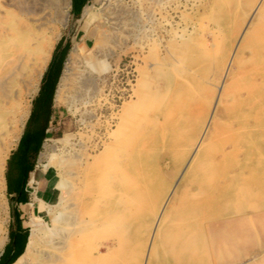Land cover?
Masks as SVG:
<instances>
[{"label": "rangeland", "instance_id": "374dc122", "mask_svg": "<svg viewBox=\"0 0 264 264\" xmlns=\"http://www.w3.org/2000/svg\"><path fill=\"white\" fill-rule=\"evenodd\" d=\"M166 1L163 27L174 28V38L164 32L145 59L134 57L132 48L125 49L130 45L126 32L145 19V11H140L136 0L67 1L66 25L57 29L60 34L53 49L58 42L57 51L68 43L62 69L73 45L83 46L84 53L70 75L67 99L72 106L69 109L52 103L41 144L70 134L79 158L75 164L79 172L83 169L81 148L90 127L98 132L95 124L101 114L109 116L110 107H120L134 89L138 90L139 101L124 115L130 116L131 129L124 146L135 154L126 158L123 151H118L113 178L100 174L83 187L91 198L76 201L80 203V217L86 223L83 235L87 237L75 239L74 249L70 240L71 247L65 250L66 264H75L70 259L75 253L72 260L78 254V258H83V262L77 259L78 264H138L147 248L153 215L171 190L177 200L156 232L152 264H264V17L259 21L258 36L249 39V52L231 80L208 144L193 175L186 180L190 145L211 109L227 47H233L247 29L255 1ZM86 14L93 16L92 21L84 19ZM157 23L158 20L156 27ZM233 35L236 37L232 40ZM164 45L175 53L161 55ZM145 66L148 67L142 75L143 83L137 86L136 67L142 71ZM41 77L30 97L29 113ZM18 140L9 150L3 177ZM41 144L38 152L29 156L38 170L42 169L37 160ZM44 173V183L48 188L54 186L51 191L55 201L57 171L49 166ZM2 193L0 226L5 242L9 223L5 179ZM43 219L50 225L49 216ZM57 221L53 240L66 228L64 220ZM90 223H95L96 229ZM27 226L29 231V218ZM49 245L45 241L29 264H50L43 257V252L50 253ZM108 246L110 250L114 246L113 250H105ZM95 247L101 254L97 257L93 255Z\"/></svg>", "mask_w": 264, "mask_h": 264}, {"label": "bare ground", "instance_id": "6f19581e", "mask_svg": "<svg viewBox=\"0 0 264 264\" xmlns=\"http://www.w3.org/2000/svg\"><path fill=\"white\" fill-rule=\"evenodd\" d=\"M67 1L68 0H0V199L3 196V169L6 158L9 150L12 149V146L18 140L24 122L28 116L30 97L32 93L37 90L39 79L43 70H45L54 43H56L55 40L58 38V34H60L57 29L66 25L65 21L67 17H65V9L66 6H68ZM100 1L101 0H93V2L97 3ZM253 1H255L251 8L253 13L252 17L249 16L250 21L247 29L239 36L233 47L229 44L226 56H223L224 58L222 57L224 60H221L222 65L220 64V85H216L214 88L216 91L214 101L211 103V109L200 124V132L196 140H193L194 143L190 145L192 146V150L188 148L191 150V154H189V159L187 163H185L187 167L184 174L186 180L193 175L194 167L201 158L203 149L208 144L207 142L220 118L219 112L227 99L231 80L234 74L240 69L241 59L249 52L250 47L249 45L247 46L249 39L258 36L259 21L264 17V0ZM136 3L140 11H145V14H143L145 15V19H143L144 17L141 18L139 23H135L133 27L126 32L125 38L130 40V45H127L125 49L132 48L134 57L137 58L138 56L145 59L150 55L156 45V41L162 34L165 32L166 34H170L171 38H174L175 29L172 27H170V29L163 27V24L166 22V0H136ZM155 11L159 12L158 19H155ZM156 16H158V14ZM92 18V15L87 14L84 17L85 20L90 21H92ZM157 20L158 27L155 25ZM101 32H103V30ZM235 37L236 35H233L232 40ZM262 49H264V47ZM222 51H224L223 48ZM172 52L173 54L175 53L171 51L170 47L164 45L161 55L170 54ZM83 53V46L77 44L72 46L56 86L54 102L63 104L69 109L72 106L70 104L71 102L69 103L67 99L70 75H72V70L78 58L83 55ZM146 67L148 66H145L142 71L139 67H136L138 73V78L136 79L137 86L143 83L142 75L143 72L146 74V71H144ZM164 77L166 81L169 80L167 74L164 75ZM167 86L168 84L166 87ZM137 91V89H134L130 97H128V101L124 100L120 107L111 106L109 116H105L103 113L101 114L102 117L98 119L95 124L98 132L95 133L93 127H90V134L87 136L81 148L83 156V169L81 171L76 172L78 170L75 169L76 160H79V158L75 154L76 148L70 134L63 135L58 140H46L43 143L38 157V163H40L42 170L52 166L57 171L58 182L55 189L58 190V195L52 203H46L38 199V213L30 215L29 217L30 229L28 231L24 251L13 264H29L30 261L36 257L37 253L40 252V247L45 241L50 242V253L44 255L45 253L43 252V257L47 258L50 264L67 263L65 250H67V248L69 249L71 244L73 246L71 249H74L73 244H76L77 240L84 236L83 232L86 223L85 220L80 217V203L76 201V199H89L91 197L86 195V192L83 191V187L91 183L100 174H105L107 177L113 178V165L116 163L115 157H117L116 153L118 151H123L122 153L126 158L135 154L132 149L124 145L128 139L129 132H131L129 126L130 116L127 118L125 116L128 115L126 112L134 108L137 103ZM244 101L245 100H242V102ZM258 117L260 116L258 115ZM137 131H139V129ZM119 135H122L124 138L119 140L117 138ZM224 136L226 137V135ZM232 138L233 137L230 139ZM56 145L59 147L58 150ZM59 152L63 153V155L58 154ZM187 153L185 154L187 155ZM115 172L117 171L115 170ZM173 194L174 192L171 190L170 194L167 195L165 199H162L158 205L153 215L154 223L148 239L147 248L142 260L138 264H152L151 253L154 247L156 232L161 227L169 209L175 205L177 200L173 199ZM33 196L35 198V195ZM46 215L50 218V225L43 219ZM60 218L64 220L66 228H64V233L61 236H56L53 240L54 235L57 233L56 222H58L57 220ZM90 226L95 228L96 224L90 223ZM2 232L3 230L0 226V248L5 238L4 235H1ZM75 239H77L76 242H73ZM70 240L72 243L68 246V243L71 242ZM113 247H111V250H113ZM77 249L78 248H76V250ZM105 250H110L109 246ZM73 252L76 251L72 250V253ZM94 252L93 255L96 257L98 254L101 255L98 247L94 248ZM78 255V257L81 256L80 254ZM74 256L76 257L77 254H71L72 258L70 259L75 262V264L80 263V261L77 262V259H83L77 257L74 261L72 260ZM39 264H43V262L40 261Z\"/></svg>", "mask_w": 264, "mask_h": 264}, {"label": "trees", "instance_id": "16d2710c", "mask_svg": "<svg viewBox=\"0 0 264 264\" xmlns=\"http://www.w3.org/2000/svg\"><path fill=\"white\" fill-rule=\"evenodd\" d=\"M58 44L59 42L57 45ZM57 45L54 47L50 60L42 74L37 95L32 101V108L25 122L22 134L19 137L17 146L7 159V170L4 176L7 189L9 170L11 168L15 169V178L17 182L23 186L27 172L31 169L29 156L31 154L35 155L38 152L41 141L46 136V122L51 113L55 89L62 71V61L68 48V43H65L59 51H57ZM24 240H26V235H24ZM18 254L19 253H13L6 258L2 253L0 255V264H12Z\"/></svg>", "mask_w": 264, "mask_h": 264}, {"label": "crops", "instance_id": "0c3cea01", "mask_svg": "<svg viewBox=\"0 0 264 264\" xmlns=\"http://www.w3.org/2000/svg\"><path fill=\"white\" fill-rule=\"evenodd\" d=\"M30 163L31 169L27 172L23 186L17 182L14 168L9 170L8 189L5 180V190L6 195L8 196L7 202L9 205V223L6 232V239L2 245V251L0 250V255L3 253V256L6 258L11 256L13 253H19L17 256L18 258L24 251L28 236V230L25 226H27L30 215L38 213V199H41L46 203H52L54 201L53 192L51 191L54 186H50L48 188V186L44 183V170H38L32 162ZM33 179L34 182L32 183ZM33 195H35L36 199ZM24 235H26V240H24ZM17 258L13 261V263L17 260Z\"/></svg>", "mask_w": 264, "mask_h": 264}]
</instances>
